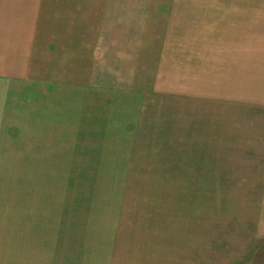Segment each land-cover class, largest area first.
Masks as SVG:
<instances>
[{
  "label": "rangeland",
  "instance_id": "1",
  "mask_svg": "<svg viewBox=\"0 0 264 264\" xmlns=\"http://www.w3.org/2000/svg\"><path fill=\"white\" fill-rule=\"evenodd\" d=\"M26 7L0 138V229L26 232L34 252L67 243L77 264L91 247L94 264L138 217L147 224L153 197L195 184L222 219L235 187L262 217L247 264H264V0ZM158 184L166 191H147Z\"/></svg>",
  "mask_w": 264,
  "mask_h": 264
},
{
  "label": "crops",
  "instance_id": "2",
  "mask_svg": "<svg viewBox=\"0 0 264 264\" xmlns=\"http://www.w3.org/2000/svg\"><path fill=\"white\" fill-rule=\"evenodd\" d=\"M28 1L0 0V138L11 125L5 97L11 95L10 65L22 61L19 41ZM196 186L179 185L175 190L172 187L174 197L170 200L162 199L165 195L150 199L148 214L142 217L147 224L138 217L131 232L120 233L125 235L124 241L116 239L112 246L99 249L94 264H247L255 251L262 218L251 195L243 189H231V207L222 210L225 215L220 219L216 214H220V209H214L216 216L209 217L207 212L212 209L205 207V189ZM164 187L158 184L147 191H166ZM185 191L192 193L184 194ZM241 192L244 199L249 196V204ZM254 223L258 224V231ZM37 236L39 233L34 237ZM27 239L26 232L0 229V264H77L76 249L71 245H54L46 250L42 246L34 252L27 249ZM82 256V264H93L91 247L83 248Z\"/></svg>",
  "mask_w": 264,
  "mask_h": 264
}]
</instances>
